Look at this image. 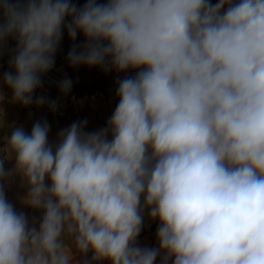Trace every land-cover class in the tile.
<instances>
[{"label": "clouds", "instance_id": "9594fccd", "mask_svg": "<svg viewBox=\"0 0 264 264\" xmlns=\"http://www.w3.org/2000/svg\"><path fill=\"white\" fill-rule=\"evenodd\" d=\"M65 31L84 37L73 67L136 75L103 128L4 138L0 264H264V0H0V128L5 87L56 111L35 92ZM14 177L39 218L6 198ZM145 212L157 247L138 243Z\"/></svg>", "mask_w": 264, "mask_h": 264}, {"label": "crops", "instance_id": "0c3cea01", "mask_svg": "<svg viewBox=\"0 0 264 264\" xmlns=\"http://www.w3.org/2000/svg\"><path fill=\"white\" fill-rule=\"evenodd\" d=\"M6 46L5 54L0 57V75L9 71V56ZM5 100L2 103L4 109V127L0 128V146L4 145V138L9 136L13 128L23 127L26 133L31 132L32 125L37 120L46 119L50 125L49 142L55 143L57 134L61 129L69 127L75 121H87L86 131H95L106 126L108 119L113 113L111 102L107 101L101 94H93L83 97H76L70 91L67 95L61 93L59 87L51 92L42 81V87L35 92L36 96H45L50 101L57 102L55 112L51 111L48 104L37 107L35 102L28 107L20 104L10 103L12 93L6 87L3 88ZM13 162H6L5 169L10 170ZM6 198L13 203L17 211H22L32 217L39 218L40 213L23 205L21 198L26 194V187L22 184L19 177L11 179L10 183H5ZM158 221H152L145 212L144 225L138 238L141 246L157 247L156 229ZM90 259V254H89ZM106 264V262H105ZM159 264V260L157 261Z\"/></svg>", "mask_w": 264, "mask_h": 264}, {"label": "rangeland", "instance_id": "374dc122", "mask_svg": "<svg viewBox=\"0 0 264 264\" xmlns=\"http://www.w3.org/2000/svg\"><path fill=\"white\" fill-rule=\"evenodd\" d=\"M77 8L82 7L86 0H70ZM70 22V18L66 19V23ZM84 42L82 34H78L75 41H72L67 32H64L63 39L55 55V64L52 70L42 77V81L54 92L59 87V82L65 77L72 81L70 92L76 97H83L93 94H101L107 101L111 102L114 112L118 104L116 97V88L118 81L126 76H135L136 70H129L124 73H117L115 70H105L102 67H73L68 62V53L73 47L79 48ZM15 44L14 41H8V48L11 49Z\"/></svg>", "mask_w": 264, "mask_h": 264}, {"label": "trees", "instance_id": "16d2710c", "mask_svg": "<svg viewBox=\"0 0 264 264\" xmlns=\"http://www.w3.org/2000/svg\"><path fill=\"white\" fill-rule=\"evenodd\" d=\"M211 2H212V3H215L216 0H211ZM14 47H15V44L12 46V48H14ZM12 48H11V49H12Z\"/></svg>", "mask_w": 264, "mask_h": 264}]
</instances>
